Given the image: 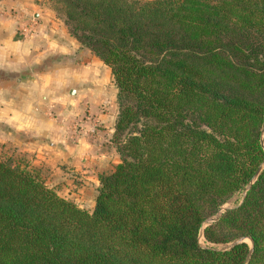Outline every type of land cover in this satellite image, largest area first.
Returning a JSON list of instances; mask_svg holds the SVG:
<instances>
[{
	"label": "trees",
	"instance_id": "obj_1",
	"mask_svg": "<svg viewBox=\"0 0 264 264\" xmlns=\"http://www.w3.org/2000/svg\"><path fill=\"white\" fill-rule=\"evenodd\" d=\"M46 1L110 70L119 162L88 211L0 154V264H264V0Z\"/></svg>",
	"mask_w": 264,
	"mask_h": 264
},
{
	"label": "crops",
	"instance_id": "obj_2",
	"mask_svg": "<svg viewBox=\"0 0 264 264\" xmlns=\"http://www.w3.org/2000/svg\"><path fill=\"white\" fill-rule=\"evenodd\" d=\"M36 24L25 38L21 22ZM109 68L71 36L44 0H0V144L44 184L90 211L98 175L119 162Z\"/></svg>",
	"mask_w": 264,
	"mask_h": 264
},
{
	"label": "water",
	"instance_id": "obj_3",
	"mask_svg": "<svg viewBox=\"0 0 264 264\" xmlns=\"http://www.w3.org/2000/svg\"><path fill=\"white\" fill-rule=\"evenodd\" d=\"M260 143L262 144V146L264 147V112H263V117H262V123H261V129H260ZM261 170V166H259L256 171L254 172V174L252 175V177L249 179V181L247 182L246 186L244 187L243 191H242V195L246 192L247 188L251 185V183L254 181V179L256 178V176L258 175V173L260 172ZM228 206H227V203L225 202L224 204L220 205L216 212L214 213V215L209 219L210 221H214L218 218V216L225 210L227 209ZM204 227L203 225V222L201 223V228L202 229ZM199 235H201V232H199ZM245 239L248 240L249 244V250L245 256V261L243 264H246L247 262V259L250 255V252H251V240L248 238V237H238L234 240H232L230 243H228V246H232L236 243H239V242H245Z\"/></svg>",
	"mask_w": 264,
	"mask_h": 264
},
{
	"label": "rangeland",
	"instance_id": "obj_4",
	"mask_svg": "<svg viewBox=\"0 0 264 264\" xmlns=\"http://www.w3.org/2000/svg\"><path fill=\"white\" fill-rule=\"evenodd\" d=\"M48 7L51 9L50 7V4L44 0ZM52 12L54 13V11L52 10ZM54 16L56 17L55 13H54ZM27 17H30V15H28ZM57 18V17H56ZM116 103V102H115ZM117 107V106H116ZM5 145L4 144H0V154H3V155H12L13 157H18V158H22L24 160H26L27 162H29V160L23 156V155H19V154H16V152H14L10 147H4ZM56 192V191H55ZM242 193V192H241ZM241 193H234L233 195H231L226 201H224L222 204H224L225 202L227 203V206L228 207H231L233 206L235 203H237L240 199V196H241ZM58 195V194H57ZM221 204V205H222ZM213 216V215H212ZM212 216H209L207 217L204 221H203V225L205 226L207 223L211 222L209 219L212 217ZM201 232V229L200 231ZM199 243L204 245V244H207V245H210V246H213V247H216V248H221L224 246V244H210V243H204L203 242V238L201 235H199ZM245 241L247 242V244H249L248 240L245 239Z\"/></svg>",
	"mask_w": 264,
	"mask_h": 264
},
{
	"label": "built area",
	"instance_id": "obj_5",
	"mask_svg": "<svg viewBox=\"0 0 264 264\" xmlns=\"http://www.w3.org/2000/svg\"><path fill=\"white\" fill-rule=\"evenodd\" d=\"M35 24H36V21L32 16L25 18L21 22V24L18 26V29H17L18 37L19 38H25V37L29 36L31 34Z\"/></svg>",
	"mask_w": 264,
	"mask_h": 264
}]
</instances>
